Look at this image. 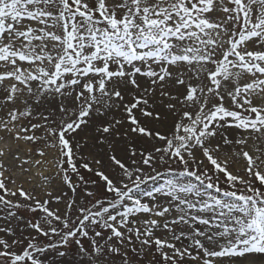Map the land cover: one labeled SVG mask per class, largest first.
Returning a JSON list of instances; mask_svg holds the SVG:
<instances>
[{"label": "snow or ice", "instance_id": "snow-or-ice-1", "mask_svg": "<svg viewBox=\"0 0 264 264\" xmlns=\"http://www.w3.org/2000/svg\"><path fill=\"white\" fill-rule=\"evenodd\" d=\"M70 251L264 257V0H0V264Z\"/></svg>", "mask_w": 264, "mask_h": 264}, {"label": "rangeland", "instance_id": "rangeland-1", "mask_svg": "<svg viewBox=\"0 0 264 264\" xmlns=\"http://www.w3.org/2000/svg\"><path fill=\"white\" fill-rule=\"evenodd\" d=\"M228 131H229V134L231 136L237 135V133L234 130H232V129H229ZM225 150L227 151V149H225ZM230 168L233 171L239 170V174L240 175H243L244 174L243 173V161H240L238 163H230ZM84 174H85L86 179L89 178L87 173H84ZM92 178L94 179L95 177H92ZM38 179L39 178H37V180ZM149 187H151V185H149ZM62 188H64V186L58 180H54L53 181V185H52V189H51L53 191V195H59ZM93 191H96V193H97L98 196H103V194H104L103 191H102V189L99 188V187L94 188ZM77 198L79 199V196ZM55 206H56L55 205V202H53V207H55ZM59 206L61 208H63V204H61ZM22 214H24L25 217L28 218V214H25V213H22ZM20 227L21 228L24 227L23 223L20 224ZM26 233H27V230H26ZM18 235H19V233H18ZM78 259H79V257H77L75 255V252L74 251H70L69 254H68V256L65 258V261H66V264H73V261L74 260H78ZM246 261H247L246 263L249 264V261H251V260H246ZM260 263L261 264L264 263V260L261 261V262L255 261V264H260Z\"/></svg>", "mask_w": 264, "mask_h": 264}, {"label": "bare ground", "instance_id": "bare-ground-1", "mask_svg": "<svg viewBox=\"0 0 264 264\" xmlns=\"http://www.w3.org/2000/svg\"><path fill=\"white\" fill-rule=\"evenodd\" d=\"M246 260H251V261H257V262H261V261H263L264 260V257H260L259 255H254V256H250V257H248V259H246ZM246 260H237L236 261V264H247L246 262ZM261 264V263H260ZM262 264H264V263H262Z\"/></svg>", "mask_w": 264, "mask_h": 264}]
</instances>
